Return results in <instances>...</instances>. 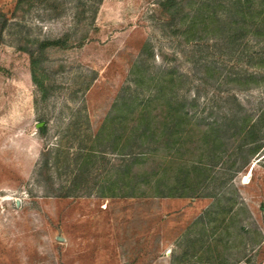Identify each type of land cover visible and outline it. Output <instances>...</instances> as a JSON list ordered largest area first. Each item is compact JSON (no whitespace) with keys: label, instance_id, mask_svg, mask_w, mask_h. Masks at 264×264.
<instances>
[{"label":"rangeland","instance_id":"1","mask_svg":"<svg viewBox=\"0 0 264 264\" xmlns=\"http://www.w3.org/2000/svg\"><path fill=\"white\" fill-rule=\"evenodd\" d=\"M164 1L0 0V264H264V31Z\"/></svg>","mask_w":264,"mask_h":264},{"label":"trees","instance_id":"2","mask_svg":"<svg viewBox=\"0 0 264 264\" xmlns=\"http://www.w3.org/2000/svg\"><path fill=\"white\" fill-rule=\"evenodd\" d=\"M23 2L24 0H17V6L21 5ZM229 4L231 6L230 12L232 10L235 16V20L232 22L233 23L232 25H235L234 27H232L233 29H232L231 35L233 37H236L238 34L241 33V31L244 32V34L251 33V34L261 35V33H263L264 31V0H235L234 2H231ZM177 6L178 4L176 3V0H165L162 4V7L166 11L171 12L172 14L177 12V10L176 12L171 11L173 8ZM226 6L228 5H224L222 0H210V2L207 4L199 5L195 9V13H194L195 17L190 26V29H195L197 26L199 27L206 26L207 24L204 23L205 20L203 19L204 16H206V14H209V16L208 15L206 16V20L209 19L208 25L210 24V22L214 24V19L217 16L216 14L218 10L224 9L226 8ZM208 10H209V13H208ZM5 22H6V19L0 16V37L2 34L3 27L5 25ZM50 44L51 43H44L42 45V51L45 50ZM57 44L58 43H54L53 45H57ZM33 54H34L33 52L30 53V56L33 57ZM35 64L36 63L33 59L32 61L33 68ZM33 77H34V73H33ZM151 125H152L151 117H139L136 126L131 129V133L129 136L126 137L123 145H120L119 144L120 142L117 141L118 142L117 146L119 145V148H120L118 150L116 149L117 152L120 155H123L129 158L131 161H135V163H137L139 161V158L147 156L148 153L143 152V151L150 150L151 146H154L153 152H155L160 148L161 145L164 144L165 146V143L167 146L172 144L174 145L173 147H175L177 145L179 139L175 137L176 134H173L174 133L173 130H171L172 132H170V134L166 135V137L163 138L164 140H161L162 138L159 137L156 133V128L151 127ZM173 125L174 127H176L177 124L175 123V121L173 122ZM251 133L252 132H249V135ZM114 137H116L115 140L116 139H118L119 141L122 140L121 136H113L112 138L110 136L108 140L114 139ZM102 153H106L105 150H103ZM48 165H49V161L48 159H46L43 162L42 168L47 169ZM64 194L61 193V195H59L58 197L59 198L70 197V193L67 192Z\"/></svg>","mask_w":264,"mask_h":264}]
</instances>
